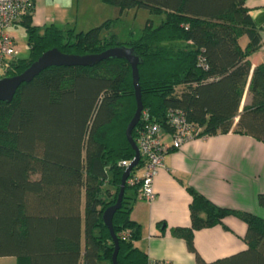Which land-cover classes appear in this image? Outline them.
I'll return each instance as SVG.
<instances>
[{
  "label": "trees",
  "instance_id": "obj_1",
  "mask_svg": "<svg viewBox=\"0 0 264 264\" xmlns=\"http://www.w3.org/2000/svg\"><path fill=\"white\" fill-rule=\"evenodd\" d=\"M102 1L121 11L146 7L166 15L123 39L112 31L119 16L83 30L55 23L40 29L30 9L21 21L29 54L17 55L4 75L23 71L53 47L85 54L126 44L142 59L143 110L167 132L170 111L180 109L202 127L200 135L234 131L264 141V63L253 66L250 59L262 31L246 0ZM136 107L132 65L123 57L47 66L22 82L12 100H0V256L15 255L18 264H113L116 242L103 214L117 201L127 167L121 161L135 156L126 129ZM143 125L140 118L132 130L137 142ZM143 165L141 158L132 171ZM139 189L126 182L113 215L120 264L148 263L136 244L142 226L131 216ZM188 189L191 225L172 231L190 249L196 250L195 229L224 223L228 215L248 224L245 249L211 261L198 255L197 264H264V216ZM259 201L264 205V193Z\"/></svg>",
  "mask_w": 264,
  "mask_h": 264
},
{
  "label": "crops",
  "instance_id": "obj_2",
  "mask_svg": "<svg viewBox=\"0 0 264 264\" xmlns=\"http://www.w3.org/2000/svg\"><path fill=\"white\" fill-rule=\"evenodd\" d=\"M246 6L262 31V45L250 55L255 66L264 63V0H246ZM81 8L80 0H34L33 20L40 29L55 23L83 30L78 28ZM19 24L22 22L10 26L16 37ZM248 99L246 91L242 105ZM164 139L170 142V134ZM154 184L156 197L152 201L136 198L131 212L142 226V236L136 244L149 257L169 259L175 264H197L198 255L206 261L231 255L248 246V224L236 215L226 216L224 223L195 229L196 250L190 249L186 239L172 229L191 225L189 186L217 204L264 216V205L259 201V194L264 193V141L234 131L196 136L166 153ZM0 264H18L17 257L2 255Z\"/></svg>",
  "mask_w": 264,
  "mask_h": 264
},
{
  "label": "built area",
  "instance_id": "obj_3",
  "mask_svg": "<svg viewBox=\"0 0 264 264\" xmlns=\"http://www.w3.org/2000/svg\"><path fill=\"white\" fill-rule=\"evenodd\" d=\"M34 0H0V77L5 76L7 66L19 55L17 37L9 30V27L21 22L24 15L32 9ZM169 123L172 131L167 132L159 121L150 119L149 112L143 110L141 118H144L143 129L138 138L141 150V158L144 165L137 171H131L127 182L139 183L138 197L152 201L156 197L155 178L161 166L164 165L166 153L171 148L181 147L186 141L199 136L202 127L186 119L180 109L170 111ZM170 134L171 141L164 139ZM131 160L123 159L121 163L128 166ZM124 236L128 235L124 231ZM147 264H175L169 259L149 257Z\"/></svg>",
  "mask_w": 264,
  "mask_h": 264
},
{
  "label": "water",
  "instance_id": "obj_4",
  "mask_svg": "<svg viewBox=\"0 0 264 264\" xmlns=\"http://www.w3.org/2000/svg\"><path fill=\"white\" fill-rule=\"evenodd\" d=\"M110 57H123L131 63L137 101L136 111L126 129L127 137L135 149V156L124 170L117 201L109 205L105 209L103 214L105 222L108 224L111 234L116 242V247L112 256L113 264H120L117 259L119 250V238L113 227V215L115 211L122 205V199L125 191L127 178L129 177L135 165H137L141 160L140 147L138 145V142L134 139L132 135V130L140 121L141 114L144 108L139 74V63L142 60L141 56L135 51L133 47L128 46L126 44L112 46L101 52H90L85 54L67 53L63 52L58 47H53L41 53L39 57L35 59L23 71L14 75H5L3 77H0V100H12L18 87L22 82L30 81L35 75H37L42 69L47 66L53 64L93 65L102 59Z\"/></svg>",
  "mask_w": 264,
  "mask_h": 264
},
{
  "label": "rangeland",
  "instance_id": "obj_5",
  "mask_svg": "<svg viewBox=\"0 0 264 264\" xmlns=\"http://www.w3.org/2000/svg\"><path fill=\"white\" fill-rule=\"evenodd\" d=\"M80 3L82 8L79 13V29H82V27L89 29L101 24L108 18L119 16L112 31L121 35L123 39L129 38L132 35L138 37L148 19L151 18L153 24L158 25L166 15V12H152L146 7H130L121 11L116 5L102 0H80ZM84 7L87 9L86 11ZM83 22H87L88 25L82 26ZM131 32L133 33L130 34ZM15 34L17 35L19 56H27L29 54V46L27 42V33L23 24H19L16 27ZM247 40V35L241 38L243 44H245ZM37 176L38 174L34 175V177Z\"/></svg>",
  "mask_w": 264,
  "mask_h": 264
}]
</instances>
